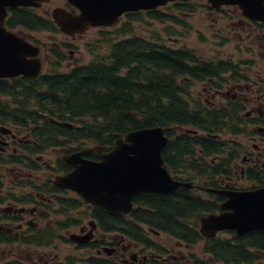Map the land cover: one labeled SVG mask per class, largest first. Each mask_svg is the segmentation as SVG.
Segmentation results:
<instances>
[{
    "label": "flooded vegetation",
    "instance_id": "af4514ba",
    "mask_svg": "<svg viewBox=\"0 0 264 264\" xmlns=\"http://www.w3.org/2000/svg\"><path fill=\"white\" fill-rule=\"evenodd\" d=\"M59 1H64V5L58 7L78 13L67 0ZM261 1L264 4V0ZM42 5L7 7L4 27L40 46L39 58L46 63L47 55L43 47L38 40L30 38L34 32L41 30L32 31L20 23L9 24L13 10H32L38 16L49 17V14L37 11ZM222 7L237 10L235 26L246 27L249 56L235 60L219 58L230 62L218 74L214 84L212 80L193 81L189 86L202 83L200 92L209 98L201 100L202 95L197 98L189 95L193 101L225 111L234 118L232 131L212 135L220 142L219 152L226 143L231 144V152L219 161L217 155L206 156L196 141L189 146V151H181L180 144L170 141L172 137L164 131L171 147L167 150L170 156L167 162L162 154L165 147L161 151L163 166L173 180L190 183V186H179L166 193L142 192L134 195L131 198L132 207L118 215H111L84 202L76 191L55 182L56 176L65 175L75 168L64 162V154L94 144L72 147L58 157L55 165L43 159L45 152L63 149V145H46L44 125L31 122L30 99L15 92V85L20 79L36 76L0 77V264H264V251L243 255L206 252V241H216L218 234L224 233L228 236L226 240L232 242L235 236H240L234 231H219L213 237L204 236L199 231L202 216L226 211L221 205L228 199V192L264 188V21L243 16L237 5H224L218 9ZM94 28L107 36L114 35L113 28ZM81 35H65L67 40L61 42V46L67 47L68 57L73 59L70 65L64 64V70L79 68L87 63L82 61L81 56L77 57V54H82L79 44L70 41ZM60 50V59H64L62 48ZM187 131L192 130L174 126L171 133L177 138ZM201 133L193 130V134ZM102 146H105L102 152H107L112 145ZM83 157L100 159L97 153ZM191 163L217 165V173L191 172ZM146 195L153 198L165 196L166 203L170 205L187 201L185 216L177 218L178 230L183 231V237L175 236L171 215L167 216V220H161L152 208L148 209ZM191 198L208 202L211 206L198 218L196 230L199 237L193 242L189 239L188 200ZM146 211L150 214L145 215ZM74 212L83 215L79 219L72 217ZM82 217L86 220L81 221Z\"/></svg>",
    "mask_w": 264,
    "mask_h": 264
},
{
    "label": "trees",
    "instance_id": "16d2710c",
    "mask_svg": "<svg viewBox=\"0 0 264 264\" xmlns=\"http://www.w3.org/2000/svg\"><path fill=\"white\" fill-rule=\"evenodd\" d=\"M190 1L170 2L152 10L125 13L123 19L126 20L113 27V36L100 31L98 47L105 48V53L94 55L86 64L69 70H59L53 63L52 68L47 67L41 75L23 77L16 83L15 92L25 95L32 103L31 122L44 125L47 146L61 144L66 151L72 150V144L81 142L83 145L110 146L130 130L163 126L165 134L172 137L170 141L180 144L181 151H189V146L196 143L206 156L218 154L220 142L212 135L232 131L234 118L225 111L193 101L189 86L193 81L212 80L214 84L230 61L203 58L196 49L186 45L170 47L159 36L147 38L132 34L121 37L132 33L133 23L140 21L143 15L151 20L167 21L174 18L168 12L170 7L172 11L183 13L194 11L196 6ZM9 22L10 25L20 23L32 31H59L50 17L38 16L32 10H13ZM52 50L56 60L60 59L61 51ZM61 122L69 123L71 127ZM174 126L192 131L175 138L171 133ZM193 130L202 133L193 134ZM170 147L169 142L163 149L165 162L170 158ZM189 168L194 173H217V165L209 163H191ZM145 200L149 201L148 209L152 208L159 219L167 220L171 215L175 236L183 237V231L178 230L177 218L185 216L187 201L170 205L165 196L153 198L149 195ZM188 201L190 215L202 216L211 208L208 202L194 198ZM189 234L191 242L198 239L195 225L189 228ZM211 242L215 244L207 246L206 252L250 254L264 251V231H249L235 236L232 242Z\"/></svg>",
    "mask_w": 264,
    "mask_h": 264
},
{
    "label": "water",
    "instance_id": "95a60500",
    "mask_svg": "<svg viewBox=\"0 0 264 264\" xmlns=\"http://www.w3.org/2000/svg\"><path fill=\"white\" fill-rule=\"evenodd\" d=\"M176 0H67L78 13L54 7L50 16L59 30L67 35L82 34L91 27H110L118 23L126 12L150 10ZM185 1V0H178ZM46 0H0V77L30 75L42 72L40 47L17 36L4 27L7 7L37 6ZM212 8L237 5L242 15L264 21L261 0H207ZM65 125L71 126L69 123ZM168 142L163 126L130 130L114 141L111 149L94 145L64 154L65 163L75 168L55 182L76 191L80 198L111 215H118L132 207L131 198L142 192H171L190 183L173 180L163 166L161 151ZM97 153L99 160L83 157ZM221 205L225 212L200 218L199 231L213 237L222 230H233L237 235L250 230H264V188L228 192Z\"/></svg>",
    "mask_w": 264,
    "mask_h": 264
},
{
    "label": "rangeland",
    "instance_id": "374dc122",
    "mask_svg": "<svg viewBox=\"0 0 264 264\" xmlns=\"http://www.w3.org/2000/svg\"><path fill=\"white\" fill-rule=\"evenodd\" d=\"M64 1L52 0L44 2L41 9L37 10L41 14L48 15L50 10L56 6H63ZM192 6H196L194 11L189 13H183L180 11H172L170 7L169 13L174 16L172 20L156 21L151 20L148 16H141L140 21L133 23V32L122 35L121 37H127L132 34H136L140 37H150L159 36L161 37L164 44L178 48L180 46L186 45L192 47L199 52L203 58H225L234 59L235 58H246V27L236 28L235 23L237 19V10L235 8L222 7L221 9H214L208 7L209 3L205 0H192L190 1ZM168 9V8H167ZM123 22L126 20L122 19ZM108 29V28H106ZM27 36H30L27 34ZM100 33L98 29H89L81 36H76L75 39L70 40L71 42H77L80 46L82 54H77V57H82L83 62H88L93 59L94 55L105 53V48L98 47L101 43L99 40ZM32 39L39 41L43 47L45 55H47L45 61V69L52 68V64H55V68L59 70H64V64L70 65L73 59L68 57L66 54L67 47L61 46V42L67 40L66 36L60 31L49 32L46 30H41L39 32H34ZM97 39L99 41H97ZM56 47V48H54ZM62 48L64 59H57L51 52L52 49ZM61 51V50H60ZM202 83H194L189 90L191 97L197 98L198 95H202L201 100L205 97L201 91ZM189 88V89H190ZM232 138V137H231ZM90 144H72L71 147H84ZM231 144L226 143L224 148L219 152L217 158L219 161L231 152ZM66 152L65 148L61 149H50L45 152L43 159L51 165H55L57 159L60 155ZM208 167V166H207ZM83 214L81 212H74L72 217L80 218ZM200 214L190 215L189 223L191 226H197L198 218ZM81 221L86 220L84 217L80 219ZM227 235L220 233L217 236V241L223 243L224 241H230L227 239ZM207 246L214 245V242L206 241Z\"/></svg>",
    "mask_w": 264,
    "mask_h": 264
}]
</instances>
